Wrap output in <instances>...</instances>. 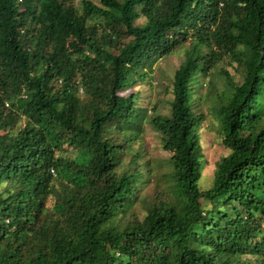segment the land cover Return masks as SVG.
<instances>
[{
	"label": "trees",
	"instance_id": "1",
	"mask_svg": "<svg viewBox=\"0 0 264 264\" xmlns=\"http://www.w3.org/2000/svg\"><path fill=\"white\" fill-rule=\"evenodd\" d=\"M184 43L148 117L125 93ZM219 65L229 153L201 191L191 103ZM0 264H264V0H0Z\"/></svg>",
	"mask_w": 264,
	"mask_h": 264
},
{
	"label": "rangeland",
	"instance_id": "2",
	"mask_svg": "<svg viewBox=\"0 0 264 264\" xmlns=\"http://www.w3.org/2000/svg\"><path fill=\"white\" fill-rule=\"evenodd\" d=\"M75 4L81 8V0H75ZM186 48L187 45L184 43L173 54L157 60L152 70L147 71V75L143 81L125 93V95H131L132 93L139 94L138 106L149 111L148 117L152 116L150 110L153 107H156L157 114L170 115V102L173 97L169 88L173 81L175 71L185 59ZM221 67L219 65L217 70L211 71L207 78L201 80L200 85L195 89L191 103L194 113L203 116V121L199 129L204 162L203 174L199 181L201 191H207L212 187L216 163L220 158L229 153V150L225 149L221 144V119L216 107V91L211 87L215 85L219 92L225 89V78L219 73ZM224 68L239 80V75L235 68H232L229 64H226ZM144 129L143 146L147 150L145 155L157 164L166 162L170 155L162 149L160 135L153 131L148 123L144 124ZM135 147L140 146L136 145ZM157 170L159 169L155 168V171ZM155 185L156 180L153 179L150 185L147 187L143 186L144 189L139 199L140 204L146 194L153 192ZM49 204L51 205L52 202H49ZM137 209L140 211L139 208Z\"/></svg>",
	"mask_w": 264,
	"mask_h": 264
}]
</instances>
